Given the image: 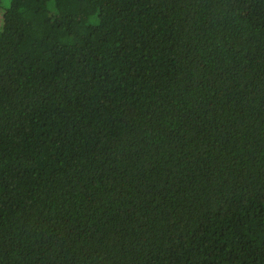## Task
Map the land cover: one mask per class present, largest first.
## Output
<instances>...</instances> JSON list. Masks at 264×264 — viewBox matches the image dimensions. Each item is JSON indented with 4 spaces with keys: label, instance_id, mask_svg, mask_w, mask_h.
<instances>
[{
    "label": "trees",
    "instance_id": "1",
    "mask_svg": "<svg viewBox=\"0 0 264 264\" xmlns=\"http://www.w3.org/2000/svg\"><path fill=\"white\" fill-rule=\"evenodd\" d=\"M0 264H264V0H0Z\"/></svg>",
    "mask_w": 264,
    "mask_h": 264
}]
</instances>
